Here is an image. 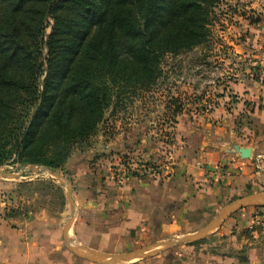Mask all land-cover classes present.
Listing matches in <instances>:
<instances>
[{
	"label": "trees",
	"instance_id": "16d2710c",
	"mask_svg": "<svg viewBox=\"0 0 264 264\" xmlns=\"http://www.w3.org/2000/svg\"><path fill=\"white\" fill-rule=\"evenodd\" d=\"M217 4L0 0V167L64 171L123 94L156 84L164 56L208 41Z\"/></svg>",
	"mask_w": 264,
	"mask_h": 264
},
{
	"label": "rangeland",
	"instance_id": "374dc122",
	"mask_svg": "<svg viewBox=\"0 0 264 264\" xmlns=\"http://www.w3.org/2000/svg\"><path fill=\"white\" fill-rule=\"evenodd\" d=\"M263 5L264 0H218L210 35L204 45L177 56H164L160 65L161 76L156 84L148 89H136L134 92L123 94L120 101L106 111L95 135L76 148L65 164L64 171L58 172L71 183L72 198L73 202L75 201L74 217L75 203L81 210L85 206L89 210L95 207L97 192L108 193L110 188L112 192H116L136 178L158 174L167 176L173 173L176 167H180L177 165V158L181 157L185 139L177 124L181 123V115L193 112L201 100L203 110L218 106L223 111L221 118L215 120L222 124L224 133L214 135L213 131L210 136L245 135L248 140V133L252 130L250 127H253L255 122V118L251 116L254 107L248 101H243L247 89L237 82L240 79L244 82L251 79L264 88V64L261 67H253L251 64L255 54L248 51L255 34L253 30L257 29L262 21ZM49 32L50 27L46 30L47 34ZM45 52L43 49V54ZM175 110H179L176 117ZM225 115L226 118L223 117ZM183 121L184 118L182 123ZM123 136L128 137L123 139ZM224 145L227 151L233 153L232 141ZM24 166L27 165H10L9 161L0 167V170L18 173ZM197 167L204 173H221L223 177L230 176L232 171L226 162H217L210 168L205 163H200ZM24 169L27 171L28 167ZM0 179L10 183V190L3 197L5 217L10 216L18 223H48L49 247L58 244L66 256L84 260L75 257L64 245L62 228L69 215V204L65 188L55 178L46 173L37 175L28 172L17 179L1 176ZM257 192L260 190L252 191L248 186L217 199L214 206L216 211H213V208L203 209L189 215V231L193 230L195 233L201 229L233 200ZM261 192L264 193L263 190ZM118 197V194L114 193L115 201ZM111 203L113 205L112 201ZM236 221L246 222L248 226L231 230V235L235 237L234 246L240 248V261L255 253L264 256V209L246 207L232 214L224 222L230 225ZM222 224L215 231L225 226L222 227ZM71 227L68 236L71 242L77 245ZM212 234L194 244L204 242ZM173 248L160 253H170Z\"/></svg>",
	"mask_w": 264,
	"mask_h": 264
},
{
	"label": "crops",
	"instance_id": "0c3cea01",
	"mask_svg": "<svg viewBox=\"0 0 264 264\" xmlns=\"http://www.w3.org/2000/svg\"><path fill=\"white\" fill-rule=\"evenodd\" d=\"M261 12V24L253 30L255 34L248 49L255 54L253 67L264 64V5ZM237 83L247 89L243 101L254 107L251 116L255 122L250 127L248 140L245 135L210 136L213 131L214 135L224 133L222 124L215 120L221 118L223 111L218 106L203 110L201 100L196 106L198 108L181 115V123L177 124L185 139L181 157L177 158L180 167L167 176L158 174L136 178L116 192L111 188L108 193L97 192L95 207L89 210L87 206L81 210L75 203L71 227L74 242L103 253L134 251L193 233V230L189 231V215L203 209L216 211L217 199L224 195L234 194L248 186L252 191H264V88L251 79L246 82L240 79ZM127 137L123 136V139ZM231 141V147L250 148V158L241 159L235 152L227 151L224 144ZM203 162L209 168L217 162H226L231 167V175L223 177L221 173H204L197 167ZM9 190L10 183L0 179V264H102L66 256L58 244L49 247L48 223H18L5 217L3 197ZM114 193L119 196L117 201L113 198ZM246 225L243 221L230 225L224 222L223 228L204 242L177 246L170 253H158L126 264H264V256L259 253L242 261L239 259L240 248L234 246L235 237L231 230L243 229L248 227Z\"/></svg>",
	"mask_w": 264,
	"mask_h": 264
},
{
	"label": "water",
	"instance_id": "95a60500",
	"mask_svg": "<svg viewBox=\"0 0 264 264\" xmlns=\"http://www.w3.org/2000/svg\"><path fill=\"white\" fill-rule=\"evenodd\" d=\"M233 152L239 155L241 159H249L251 155L250 148H242L238 145L232 146ZM28 167L26 171L24 168ZM34 173V174H43L46 173L49 176L55 178L66 191V198L69 204V215L62 228V237L64 240V245L67 250L72 253L75 257L82 258L84 260H90L93 262H98L102 264H126L136 260H141L144 258H148L154 256L161 251L167 250L169 248H173L182 244L194 243L202 240L208 235L212 234L227 218H229L232 214L237 212L240 209L246 207H264V193H250L239 197L232 202L225 205L219 213L206 225H204L201 229L196 231L193 234L183 236L180 239H173L168 241H162L158 243H154L142 248H139L134 251L126 252V253H103L99 251H95L83 246L75 245L71 242L68 236V231L74 220V202L72 198V189L71 183L65 177H63L58 172L52 171L47 167H36L34 165H27L20 169L18 173H10L4 172L0 170V176L7 179H17L23 177L26 173ZM172 257V255H171Z\"/></svg>",
	"mask_w": 264,
	"mask_h": 264
}]
</instances>
